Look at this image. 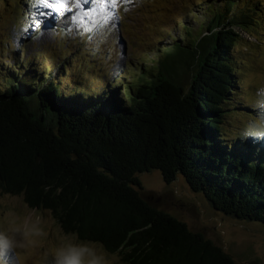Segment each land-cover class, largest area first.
<instances>
[{"label": "trees", "instance_id": "obj_1", "mask_svg": "<svg viewBox=\"0 0 264 264\" xmlns=\"http://www.w3.org/2000/svg\"><path fill=\"white\" fill-rule=\"evenodd\" d=\"M222 1L208 6L206 29L183 27L185 43L145 58L139 74L128 68L133 80L120 88L99 83L100 92L66 93L63 78L47 82L35 67L7 73L0 194L22 197L128 264H236L135 189L138 174L158 170L167 183L182 175L214 210L264 226V145L255 154L223 131L238 91L236 31L261 26L264 2Z\"/></svg>", "mask_w": 264, "mask_h": 264}, {"label": "rangeland", "instance_id": "obj_2", "mask_svg": "<svg viewBox=\"0 0 264 264\" xmlns=\"http://www.w3.org/2000/svg\"><path fill=\"white\" fill-rule=\"evenodd\" d=\"M73 2L48 0L49 7L39 0H0V86L8 82L7 73H22V65H26L39 70L35 75L47 78V82L63 78L60 89L66 93L100 92L99 83L120 88L133 80L128 68L139 74L148 66L145 58H160L161 49L165 52L174 40L185 43L188 37L183 27L197 33L201 27L206 29L208 6L219 8L223 1L119 0L107 16L80 17L76 24L66 21L68 27L50 23L63 10L72 12ZM82 2L79 9L85 6ZM237 2L244 4L245 0ZM47 12L53 15L38 16ZM70 13L67 15L72 17ZM37 19L44 22L37 25ZM258 27L236 31L241 37L234 52L238 91L226 109L223 128L227 142L251 146L255 154L264 145V20ZM136 177L141 187L135 189L152 207L222 248L236 264H264L262 224L214 210L203 195L191 190L182 175L172 183L158 170ZM26 219L38 224L44 235H31V243L18 249L17 255H0V264H41L62 230L49 212L30 209L22 197L0 194V228L6 226V220L22 226ZM118 256L120 264H128L123 255Z\"/></svg>", "mask_w": 264, "mask_h": 264}, {"label": "clouds", "instance_id": "obj_3", "mask_svg": "<svg viewBox=\"0 0 264 264\" xmlns=\"http://www.w3.org/2000/svg\"><path fill=\"white\" fill-rule=\"evenodd\" d=\"M31 235L44 233L38 224L27 219L22 226H14L6 220V226L0 228V255H17L18 249L31 243ZM120 259L99 240L82 239L78 232L61 230L53 247L44 254L41 264H120Z\"/></svg>", "mask_w": 264, "mask_h": 264}, {"label": "bare ground", "instance_id": "obj_4", "mask_svg": "<svg viewBox=\"0 0 264 264\" xmlns=\"http://www.w3.org/2000/svg\"><path fill=\"white\" fill-rule=\"evenodd\" d=\"M80 1L81 0H76V5H75L74 12L72 14L70 13L72 15V17H69V15H67L68 14L67 13L68 11H66V10L64 12L62 11L63 12V15L62 16H67V17L62 18V21H59L58 22V23L61 22L59 24V26H61V27H63V26H67V27L70 26V23L69 24L66 23V19L67 18H71V20L74 22V24H76V22L78 21V19H80V17L88 18V16L85 13V11L88 13V9H90L93 13H96L95 11L98 10L104 16H107L109 14V12H110V9H111V3L108 2V1H106V0H101L98 3L97 2H93L94 0H91V2H93V3H89L88 0H84L85 3L84 2H82V3H84V5H87L89 3V5L87 6V8H83L84 6H82V9H79L78 5H79ZM102 1H105V2H102ZM103 3H107V5L104 8L105 9V12L102 11V10H104L102 7L105 5ZM92 12H89V14L92 15L93 14ZM54 20L55 19L53 18L50 23H53Z\"/></svg>", "mask_w": 264, "mask_h": 264}, {"label": "snow or ice", "instance_id": "obj_5", "mask_svg": "<svg viewBox=\"0 0 264 264\" xmlns=\"http://www.w3.org/2000/svg\"><path fill=\"white\" fill-rule=\"evenodd\" d=\"M40 3H48V0H39ZM49 7H51V5L49 4ZM53 15L52 12H47V13H39L38 16L40 17H51ZM44 21L37 19L36 23L37 25L43 23Z\"/></svg>", "mask_w": 264, "mask_h": 264}]
</instances>
